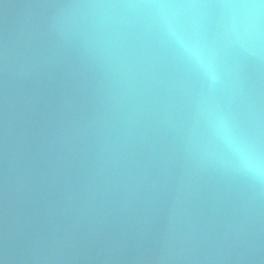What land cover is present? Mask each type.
<instances>
[{"label": "water", "instance_id": "water-1", "mask_svg": "<svg viewBox=\"0 0 264 264\" xmlns=\"http://www.w3.org/2000/svg\"><path fill=\"white\" fill-rule=\"evenodd\" d=\"M0 264H264V0H0Z\"/></svg>", "mask_w": 264, "mask_h": 264}]
</instances>
